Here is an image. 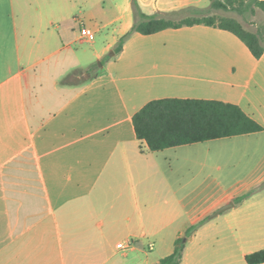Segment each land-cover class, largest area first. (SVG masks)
I'll use <instances>...</instances> for the list:
<instances>
[{
    "label": "crops",
    "instance_id": "obj_1",
    "mask_svg": "<svg viewBox=\"0 0 264 264\" xmlns=\"http://www.w3.org/2000/svg\"><path fill=\"white\" fill-rule=\"evenodd\" d=\"M138 3L146 15L211 4ZM60 4L33 24L29 0H0V264H159L205 220L180 264H247L264 249V130L152 152L133 117L154 100H214L264 128V55L200 25L133 34L108 56L135 23L132 0ZM44 49L68 53L47 63Z\"/></svg>",
    "mask_w": 264,
    "mask_h": 264
},
{
    "label": "trees",
    "instance_id": "obj_2",
    "mask_svg": "<svg viewBox=\"0 0 264 264\" xmlns=\"http://www.w3.org/2000/svg\"><path fill=\"white\" fill-rule=\"evenodd\" d=\"M210 3V11L237 12L243 15L246 11L257 8L264 13V0H210ZM132 9L135 23L113 49L115 54H120L127 40L136 33L150 36L169 29L203 25L232 33L257 59L264 55V40L261 36L247 30L234 17L206 14L207 11L197 8H188L172 15H146L138 0H132ZM133 124L137 138L146 142L152 152L264 130L238 105L214 100L178 98L149 102L134 115ZM243 199H237L236 202ZM205 221L190 228L186 237L191 236ZM186 237L178 239L173 254L162 259L159 264H180ZM246 262L264 264V249L247 255Z\"/></svg>",
    "mask_w": 264,
    "mask_h": 264
},
{
    "label": "rangeland",
    "instance_id": "obj_3",
    "mask_svg": "<svg viewBox=\"0 0 264 264\" xmlns=\"http://www.w3.org/2000/svg\"><path fill=\"white\" fill-rule=\"evenodd\" d=\"M31 2V6H30V12L33 16V24H36L37 22V16L40 14V10H42V12L44 14L54 10V12L58 11L59 9H61V0H29ZM48 2V3H47ZM109 5V2H107V6ZM68 7V6H67ZM69 8V7H68ZM65 9V7H64ZM73 9V13H79L81 10V6L80 4H76L74 7L70 8ZM206 14H217L220 16H228V17H234L237 20H239L244 27L254 33H257L261 36V38L264 40V13L259 10V9H254V10H248L246 11L243 15L237 13V12H224V11H210V6L209 8L204 9ZM97 42H99V37H96ZM86 49H89L91 47L90 44H85L84 46ZM52 52H54V49H44V50H39L37 51V54L34 55V57L37 58H44V56H47L49 54L50 58L47 61V63H53L56 60L65 57L66 53L68 52H63V53H57V54H52ZM111 53H108V56H110ZM104 63V62H103ZM102 65V63L100 62H95L94 61V65L92 66V71L98 70L100 68V66ZM78 67L71 66V69L69 71V73L67 75H65V77L62 79V82H67L70 80L74 79V75L76 73H78Z\"/></svg>",
    "mask_w": 264,
    "mask_h": 264
},
{
    "label": "built area",
    "instance_id": "obj_4",
    "mask_svg": "<svg viewBox=\"0 0 264 264\" xmlns=\"http://www.w3.org/2000/svg\"><path fill=\"white\" fill-rule=\"evenodd\" d=\"M80 35H81V39L83 41H86V42H89V43L94 42L95 38H96V33L93 30H91V29H89L87 27H82L80 29ZM129 244H131V243H129ZM123 248L125 249L126 246L123 247Z\"/></svg>",
    "mask_w": 264,
    "mask_h": 264
},
{
    "label": "water",
    "instance_id": "obj_5",
    "mask_svg": "<svg viewBox=\"0 0 264 264\" xmlns=\"http://www.w3.org/2000/svg\"><path fill=\"white\" fill-rule=\"evenodd\" d=\"M114 54H115V53L112 52L110 56H113ZM233 206H234V203H233V202H232V203H229V204H227V205H225V206H223L222 208L218 209V210H217V211L211 216V218H215V217L221 215L223 212L229 210V209L232 208Z\"/></svg>",
    "mask_w": 264,
    "mask_h": 264
}]
</instances>
